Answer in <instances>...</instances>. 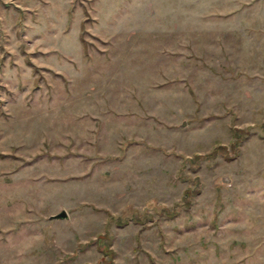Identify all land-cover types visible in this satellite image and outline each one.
<instances>
[{
	"label": "rangeland",
	"instance_id": "374dc122",
	"mask_svg": "<svg viewBox=\"0 0 264 264\" xmlns=\"http://www.w3.org/2000/svg\"><path fill=\"white\" fill-rule=\"evenodd\" d=\"M0 264H264V0H0Z\"/></svg>",
	"mask_w": 264,
	"mask_h": 264
},
{
	"label": "trees",
	"instance_id": "16d2710c",
	"mask_svg": "<svg viewBox=\"0 0 264 264\" xmlns=\"http://www.w3.org/2000/svg\"><path fill=\"white\" fill-rule=\"evenodd\" d=\"M242 132V130H240V129H232V132H231V138H232V140H231V147L233 146V147H236L237 145H238V143H239V141H240V139L242 138V134H244V132L243 133H241ZM222 150L223 149V146H215V148L214 149H212L211 151H209L206 155L207 156H213V154L217 151V150ZM211 154V155H210ZM189 194H187V192H185L184 193V196H188ZM117 223H118V225H121V224H124L125 222L124 221H122V222H120L119 220L117 221Z\"/></svg>",
	"mask_w": 264,
	"mask_h": 264
},
{
	"label": "water",
	"instance_id": "95a60500",
	"mask_svg": "<svg viewBox=\"0 0 264 264\" xmlns=\"http://www.w3.org/2000/svg\"><path fill=\"white\" fill-rule=\"evenodd\" d=\"M66 212L64 210H60L56 214L50 215L48 218L49 219H64L66 218Z\"/></svg>",
	"mask_w": 264,
	"mask_h": 264
}]
</instances>
